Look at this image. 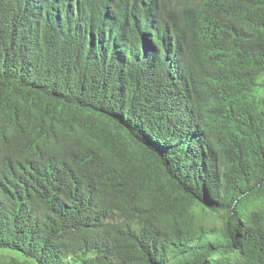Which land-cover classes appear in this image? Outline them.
<instances>
[{"label": "trees", "instance_id": "trees-1", "mask_svg": "<svg viewBox=\"0 0 264 264\" xmlns=\"http://www.w3.org/2000/svg\"><path fill=\"white\" fill-rule=\"evenodd\" d=\"M0 264H264V0H0Z\"/></svg>", "mask_w": 264, "mask_h": 264}]
</instances>
